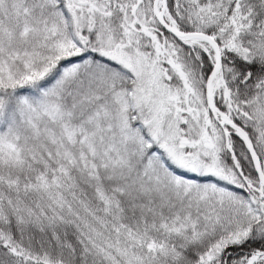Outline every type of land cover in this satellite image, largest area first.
I'll return each mask as SVG.
<instances>
[{
    "label": "snow or ice",
    "instance_id": "snow-or-ice-1",
    "mask_svg": "<svg viewBox=\"0 0 264 264\" xmlns=\"http://www.w3.org/2000/svg\"><path fill=\"white\" fill-rule=\"evenodd\" d=\"M0 264H264V0H0Z\"/></svg>",
    "mask_w": 264,
    "mask_h": 264
}]
</instances>
